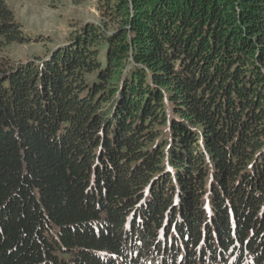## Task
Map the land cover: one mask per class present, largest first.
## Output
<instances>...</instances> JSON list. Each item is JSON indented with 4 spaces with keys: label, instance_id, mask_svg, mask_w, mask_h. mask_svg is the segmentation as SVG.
<instances>
[{
    "label": "trees",
    "instance_id": "16d2710c",
    "mask_svg": "<svg viewBox=\"0 0 264 264\" xmlns=\"http://www.w3.org/2000/svg\"><path fill=\"white\" fill-rule=\"evenodd\" d=\"M97 10L0 58V264H264V0Z\"/></svg>",
    "mask_w": 264,
    "mask_h": 264
},
{
    "label": "rangeland",
    "instance_id": "374dc122",
    "mask_svg": "<svg viewBox=\"0 0 264 264\" xmlns=\"http://www.w3.org/2000/svg\"><path fill=\"white\" fill-rule=\"evenodd\" d=\"M14 14L28 42L0 52L10 63L43 58L65 45L87 23L99 24L98 0H2Z\"/></svg>",
    "mask_w": 264,
    "mask_h": 264
}]
</instances>
